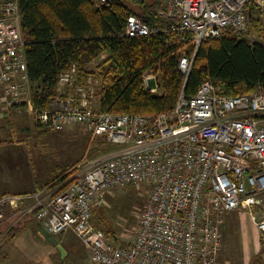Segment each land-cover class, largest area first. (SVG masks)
Instances as JSON below:
<instances>
[{
    "label": "built area",
    "instance_id": "1",
    "mask_svg": "<svg viewBox=\"0 0 264 264\" xmlns=\"http://www.w3.org/2000/svg\"><path fill=\"white\" fill-rule=\"evenodd\" d=\"M160 1L159 14L171 21L167 28L130 15L125 34H181L193 47L179 60L186 77L201 43L227 29L264 45V0ZM25 47L20 0H0V114L26 108L46 129L83 124L90 149L99 140L112 148L87 160L58 194L3 196L0 221L8 208L16 209L15 220L36 212L51 234L72 231L93 264H222L225 213L246 210L258 229L264 264L263 87L228 96L205 80L194 94L182 90L170 111L111 113L101 109L99 79L81 75L74 63L60 73L55 98L40 109L32 99ZM143 83L161 93L154 69L144 72ZM142 185L147 192L138 228L131 243L117 245L95 224L94 208L113 188Z\"/></svg>",
    "mask_w": 264,
    "mask_h": 264
},
{
    "label": "trees",
    "instance_id": "2",
    "mask_svg": "<svg viewBox=\"0 0 264 264\" xmlns=\"http://www.w3.org/2000/svg\"><path fill=\"white\" fill-rule=\"evenodd\" d=\"M20 7L35 108L49 106L56 96L60 73L74 63L81 75L93 74L99 79L101 109L111 113L155 115L170 111L182 90L194 94L205 80L228 96L264 88V45L252 42L247 35L227 29L220 36L205 39L187 77L179 69V60L184 51L192 53L193 47L181 40V34L162 31L127 36L130 15L161 28L171 24L159 14L163 7L160 0H108L104 5L97 0H20ZM251 20L256 26L254 15ZM104 53L108 56L89 69L88 65ZM148 69L157 72L161 93L145 88L143 74ZM94 148H103L104 153L112 146L99 140ZM74 173L63 168L44 187L58 194ZM255 262L262 264L260 257Z\"/></svg>",
    "mask_w": 264,
    "mask_h": 264
},
{
    "label": "rangeland",
    "instance_id": "3",
    "mask_svg": "<svg viewBox=\"0 0 264 264\" xmlns=\"http://www.w3.org/2000/svg\"><path fill=\"white\" fill-rule=\"evenodd\" d=\"M132 5L134 6V4ZM134 7L136 8V6ZM107 56L108 53H104L101 57L96 58L88 65L89 69H93ZM0 136L1 138L16 137L24 149L28 148L36 156L57 162L59 168L55 174L67 167L71 172L77 173L87 160L95 158L104 151L103 148L90 149L87 146L89 135L83 124H72L60 130L46 129L37 125L34 116L26 108H22L20 111L10 109L0 114ZM146 192V185H142L140 188L134 186L113 188L103 194L95 206V224L105 231L115 244L126 245L132 242L139 225V212L145 202ZM13 210L16 211L15 208H8L6 216L0 221L1 246L8 238L10 227L12 225L20 227L19 223L27 217L31 219V222H34L29 224L38 236V226L35 221L37 219L27 215L20 220H15L17 217L10 215ZM223 227L222 249L219 254L221 263L257 264L255 261L257 257H260V252L255 253L251 259L249 253L248 255L243 253V251H249L244 247V244H248L250 249L254 250L255 248L254 251L259 249L258 241H256L258 229L252 222L249 212L239 210L225 213ZM23 228L24 226L20 227V230L22 231ZM67 236L70 237L66 238ZM57 237L66 250L65 257L61 256V252L56 246L47 241L40 239L42 246L39 245L40 247L37 249H26L27 242L20 239L17 242V247L21 249L24 247L25 251L16 255L18 257L14 258V262L18 260L22 264H93L86 247L75 234L63 233ZM38 252L41 254L36 255ZM7 262L3 264L13 263L11 260Z\"/></svg>",
    "mask_w": 264,
    "mask_h": 264
},
{
    "label": "crops",
    "instance_id": "4",
    "mask_svg": "<svg viewBox=\"0 0 264 264\" xmlns=\"http://www.w3.org/2000/svg\"><path fill=\"white\" fill-rule=\"evenodd\" d=\"M58 168L57 162L50 161L48 158L45 159L36 156V154L31 152L28 148L24 149L16 137L1 138L0 136V197L7 194L18 195L35 192L43 194L42 197H47L52 193V190L45 188L44 184L58 172ZM10 215H12V213ZM35 221L38 223V220ZM29 223L34 222H31V219L28 217L19 223L20 227L24 226L22 231L20 227L12 225L14 228L10 231L6 242L3 243L4 245L1 247L0 264L4 262L8 263L7 261L9 260L13 261V263L9 264H22V262L19 263L18 260L14 262V258L17 259L18 257L16 255L21 252L24 253L25 251L24 247H22V249L17 247V242L20 239L27 242L28 246H26V249L39 248V245L42 243L41 241L50 243L42 234H39V230L37 236ZM18 230H20L21 233L18 232ZM66 233L73 232L68 231ZM68 237L70 236L66 238ZM256 241H258L259 244V249L257 251H254L255 248L254 250L253 248L250 249L248 244H244V247L249 251H243V253L245 252L247 255L249 253L250 259L255 253L261 251L259 232H257ZM39 254H41V252H38L36 255Z\"/></svg>",
    "mask_w": 264,
    "mask_h": 264
},
{
    "label": "water",
    "instance_id": "5",
    "mask_svg": "<svg viewBox=\"0 0 264 264\" xmlns=\"http://www.w3.org/2000/svg\"><path fill=\"white\" fill-rule=\"evenodd\" d=\"M38 226V230L40 231V233L54 246H56L60 252H61V256L65 257L66 255V250L63 247V245L60 243V240L57 236H55L54 234H51L44 226L43 224L38 221L37 223Z\"/></svg>",
    "mask_w": 264,
    "mask_h": 264
}]
</instances>
